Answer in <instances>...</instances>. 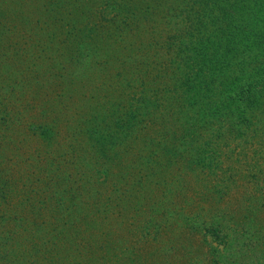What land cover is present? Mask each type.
<instances>
[{
    "label": "rangeland",
    "instance_id": "1",
    "mask_svg": "<svg viewBox=\"0 0 264 264\" xmlns=\"http://www.w3.org/2000/svg\"><path fill=\"white\" fill-rule=\"evenodd\" d=\"M104 1L0 6L24 15L21 25L17 17L8 22L0 46V60L17 67L15 77L0 80V173L14 197L3 211L25 219L20 234L4 242L10 258L1 264H264V111L248 131L241 127L244 134L219 140L209 166L175 156L167 150L172 143H153L152 152L146 142L153 180L140 176L138 154L114 160L110 154L124 147L109 152L87 138L79 116L106 99L113 84L85 77L84 88L70 91L49 50L70 30L81 29L88 42L111 38L119 23ZM166 61L150 65L159 74L150 75L147 91L154 100L177 98V109H185L172 95L177 76ZM151 123L130 137L147 138Z\"/></svg>",
    "mask_w": 264,
    "mask_h": 264
},
{
    "label": "trees",
    "instance_id": "2",
    "mask_svg": "<svg viewBox=\"0 0 264 264\" xmlns=\"http://www.w3.org/2000/svg\"><path fill=\"white\" fill-rule=\"evenodd\" d=\"M104 6L119 23L111 38L88 42L81 29L70 30L64 39L58 34L49 50L59 57L55 73L70 91L84 88L85 77L95 84L94 78L104 76V86L113 84L106 99L89 104L79 116L87 138L112 152L124 147L122 154H110L114 160L138 154L139 174L148 180L153 178L146 171L151 165L150 157H144L146 142L152 152L153 143H172L167 150L190 164H215L216 143L239 130L244 134L264 111V0H105ZM18 12L0 8L1 47L6 45L8 22L17 17L23 23ZM3 59L0 80L3 75L15 77L17 67ZM164 60L177 76L172 95L182 97L185 109H177V98L156 94L154 100L147 91L150 75L159 74L150 65ZM109 73L115 74L112 81ZM149 122L147 138L141 134L136 142L130 137ZM12 196L8 179L0 173V264L10 258L4 242L11 233L19 235L25 222L16 212L3 211ZM77 206L87 211L81 202Z\"/></svg>",
    "mask_w": 264,
    "mask_h": 264
}]
</instances>
